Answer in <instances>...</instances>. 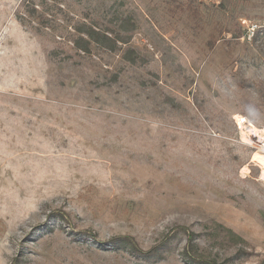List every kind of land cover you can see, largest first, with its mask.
Listing matches in <instances>:
<instances>
[{"label": "rangeland", "instance_id": "1", "mask_svg": "<svg viewBox=\"0 0 264 264\" xmlns=\"http://www.w3.org/2000/svg\"><path fill=\"white\" fill-rule=\"evenodd\" d=\"M22 1L0 0V264H264V0L197 23L61 0L41 34ZM69 17L126 43L51 57Z\"/></svg>", "mask_w": 264, "mask_h": 264}, {"label": "trees", "instance_id": "2", "mask_svg": "<svg viewBox=\"0 0 264 264\" xmlns=\"http://www.w3.org/2000/svg\"><path fill=\"white\" fill-rule=\"evenodd\" d=\"M61 0H40L39 5L36 4L35 0H23L22 6L25 9L26 18L21 19V24L31 26V28L37 33H46L47 29L55 30L58 23V15H60L63 10L59 6ZM181 10L185 11L193 20L198 22L200 19V12L197 5V0H186V2L181 6ZM69 22L66 26L67 29L58 40V46L50 52V56H57L59 54L69 55L70 52L84 53L86 55H91L93 50L96 48L109 50L114 52L118 49L119 43H126L125 40L117 38L118 35L114 32L110 26V23L106 29H103L94 24H88L84 21H78L73 23V18H68ZM68 27H72V30H68ZM225 33H231V29L223 30ZM108 32L112 36L108 35ZM223 32V33H224ZM233 39H239L241 37V29L239 25H236L233 30ZM114 35V36H113ZM217 39L214 38L213 42ZM264 101V90L261 95ZM264 107V102H263ZM122 242L119 241V243ZM118 243V242H117ZM134 250L138 253H142L140 250ZM152 252H147L146 255L153 254ZM191 257V256H190ZM193 261H197L196 258H191Z\"/></svg>", "mask_w": 264, "mask_h": 264}, {"label": "bare ground", "instance_id": "3", "mask_svg": "<svg viewBox=\"0 0 264 264\" xmlns=\"http://www.w3.org/2000/svg\"><path fill=\"white\" fill-rule=\"evenodd\" d=\"M249 128L251 129V131H253L255 133L258 131L253 125H251ZM249 133H251V132H249ZM260 133L261 132L259 130V134L257 136H260L261 137ZM261 134H263V133H261ZM262 136H264V135H262ZM254 157H255V160L258 161L262 165L263 175H264V155H262L260 153H256Z\"/></svg>", "mask_w": 264, "mask_h": 264}, {"label": "built area", "instance_id": "4", "mask_svg": "<svg viewBox=\"0 0 264 264\" xmlns=\"http://www.w3.org/2000/svg\"><path fill=\"white\" fill-rule=\"evenodd\" d=\"M242 122L243 123H246V120L245 119H242ZM262 132H263V135H264V128L261 130ZM263 137V138H262ZM261 138H262V140H260V146H261V148L263 149V151H264V136H262Z\"/></svg>", "mask_w": 264, "mask_h": 264}]
</instances>
